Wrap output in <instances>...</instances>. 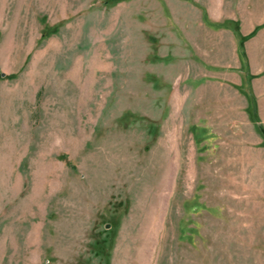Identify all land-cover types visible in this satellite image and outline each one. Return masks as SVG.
Masks as SVG:
<instances>
[{"label": "rangeland", "instance_id": "rangeland-1", "mask_svg": "<svg viewBox=\"0 0 264 264\" xmlns=\"http://www.w3.org/2000/svg\"><path fill=\"white\" fill-rule=\"evenodd\" d=\"M0 264H264V0H0Z\"/></svg>", "mask_w": 264, "mask_h": 264}]
</instances>
